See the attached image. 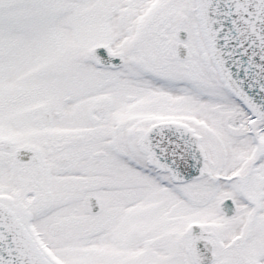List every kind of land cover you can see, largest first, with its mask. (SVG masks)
Masks as SVG:
<instances>
[{
    "label": "snow or ice",
    "instance_id": "6c2138e0",
    "mask_svg": "<svg viewBox=\"0 0 264 264\" xmlns=\"http://www.w3.org/2000/svg\"><path fill=\"white\" fill-rule=\"evenodd\" d=\"M0 264H264V0H0Z\"/></svg>",
    "mask_w": 264,
    "mask_h": 264
}]
</instances>
